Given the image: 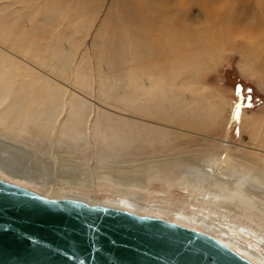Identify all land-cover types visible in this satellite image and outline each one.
Listing matches in <instances>:
<instances>
[{
  "label": "rangeland",
  "instance_id": "1",
  "mask_svg": "<svg viewBox=\"0 0 264 264\" xmlns=\"http://www.w3.org/2000/svg\"><path fill=\"white\" fill-rule=\"evenodd\" d=\"M54 1L0 0V50L9 59L16 60V66L11 69H20L23 77L33 75L39 81L46 78L53 81L57 88L67 90L66 98L69 96L68 99L72 100L71 106L75 110L83 109L86 113L85 126L83 124L80 129L83 141L75 140V112L69 119L63 114L66 111H63L53 126V129H59L56 132L57 139L34 143L20 138L21 142L19 137L11 139L0 134V167L8 173L5 178L14 177L22 180L23 184L30 181L25 185L49 196L73 195L90 202H110L118 194L125 195L139 203L136 204L144 214L163 215L170 221L177 220L197 228L210 226L218 232L225 230L224 233L231 236H246L251 244L258 246L256 249L263 251L264 240L257 238L253 231L238 227V223H250L256 228L258 226L244 216L241 217L237 211L251 213L255 210L253 214L259 217L257 221L261 223H264V213H259L255 208L249 209L251 206L245 208L242 205L244 208H239L233 204H230L233 209L229 210L219 202L210 201L203 192L185 183L193 181L199 173L203 176L213 174L209 176L212 180L222 177L232 181L235 172L231 173V169L223 170L225 174L230 173L227 175L217 173L218 169L222 170L227 164L224 160L226 156L239 158L236 161L242 167L250 164L249 167L261 165L258 172L264 169V0H225L229 5L235 3L229 20L249 26L255 32L254 36L258 38L257 50L251 44L250 33L246 37L243 35V38L234 35L222 37L218 29L220 36H213L207 29L213 25L205 22L203 14L197 16L199 22L183 20L178 25L180 16L176 8L179 3L175 4L172 10L173 21L169 23L167 20L163 28H171L172 38L182 42L175 50L168 51L163 34L161 39L158 30L150 34L139 57L134 61L130 56L127 57L125 64H131V71L123 69L122 65L118 67L127 85L117 89V94L112 95L111 100L110 96L106 98L109 80L98 70L99 51L95 44L101 28L103 32L106 31L102 37L107 36L109 27L103 29L105 21L110 18L111 26L114 15L122 8L121 0H58L57 19L42 20L39 11L35 12L39 15L35 19L29 16L28 13L43 5H51ZM194 9L202 12L199 7ZM202 45L208 48L204 62L211 60V68L205 67L194 77L196 66H193L190 73L185 75L183 63L192 59L185 55L184 48L188 50L194 47L195 51ZM64 47L69 48V57L74 60V73L70 81L56 76L46 65V57ZM149 65L154 66L155 71L147 75ZM139 76L141 78L138 80ZM167 76L171 77L173 87L182 78L188 77L190 81L187 87L178 88L207 99L203 107L209 114L204 117L203 130L178 127L158 117L148 116V112L158 113L159 117L165 113L163 95L173 92V88L164 83ZM209 92L218 97L215 99ZM219 99L223 102L222 108L214 104ZM50 100V97L47 98L46 103ZM193 103L199 104L196 101ZM111 117L116 118L118 124L107 128L106 122ZM96 122L100 124L98 131L94 127ZM106 128L111 132L112 141L106 139ZM154 129L159 130L160 138H167L164 140H168V137L161 131L163 129L174 130L183 136L175 139L176 149L174 147L166 153L152 154L142 144L143 141L148 145L154 143L155 137L151 132ZM96 132L99 134L97 137L94 136ZM58 139H66L71 143L65 144ZM118 139L125 141L124 145ZM171 154L180 158L172 178L165 180L153 176L159 156L165 158ZM139 160L143 162L140 164ZM145 166H150L152 170L141 180L135 176L139 174V170H136L140 167L141 171ZM254 171L250 169V173ZM256 183V188L251 182L246 183L244 189L249 191L247 195L258 201L255 203L264 207V184Z\"/></svg>",
  "mask_w": 264,
  "mask_h": 264
},
{
  "label": "bare ground",
  "instance_id": "2",
  "mask_svg": "<svg viewBox=\"0 0 264 264\" xmlns=\"http://www.w3.org/2000/svg\"><path fill=\"white\" fill-rule=\"evenodd\" d=\"M50 1H54V0H50ZM57 2L58 0L52 2L51 5H43L41 8L37 9L36 11H33L32 13H28V14L31 18L35 19V16L36 17L39 16L36 15L35 12L39 11L40 16H42V20L47 19L48 21H51L53 19H57L58 18L57 8H59V3H60ZM55 3L57 4L55 5ZM177 3H179V5L176 8V13L178 14L179 12V16H180L178 25L183 20L189 22H194V21L199 22L197 16L203 14L205 16V22H208L213 25L212 28H210L211 25L208 28L206 27L207 29H209V33L210 34L212 33L213 36H220V34H218L219 32L217 31L218 29L222 32L221 33L222 37L225 35L228 36L234 35L235 37L241 36L243 38L244 36L246 37V35L250 33V39L252 40L251 44L253 48H256L257 50L256 42L258 38L257 39L255 38L254 35L256 34L252 30V28L249 26H244L233 19L232 22L229 20V14H231L230 12L232 11V8L235 4L234 2L229 5L228 3L225 2V0H121L122 8L119 10V12H117L114 15L111 26H110V22H111L110 18L108 21H105V27H103V29L107 30V28L109 27V29L107 30L108 32L107 36L102 37L106 32V31L103 32L102 28L96 35L97 40L95 46L98 47V51H99V58L97 59L98 70L109 80L107 86L108 89L106 91V98L107 97L109 98L110 96V100H111L112 95L115 96V94H117V89L126 87L127 80L124 74L122 73V71L118 70V67L122 65L123 69L126 68L129 69V71H131V64L129 63L125 64L127 57L130 56L132 61L136 60L145 46L146 39L154 31L156 30L159 31L160 39L162 38L161 35L162 34L164 35L165 37L164 44L168 51L175 50L178 47V44L182 42V40L180 41V39L176 41L174 38H172L171 34L173 33V31L171 30V28H163L167 20L169 21V23H172L174 18L172 10L174 9V5ZM221 3H224V5ZM220 6H222V8ZM194 7L201 8L202 9L201 11L203 13L195 10ZM247 21H245V23L248 24L249 22ZM227 25H231L232 27L227 28L226 27ZM200 30L202 29L200 28ZM202 46L203 47H200L198 50L196 48L195 51H193L194 47H191L192 49H188V50L187 48H184L186 49L185 55L192 59V61L185 60L183 63L185 75H188L190 73L193 66H196L195 72L193 74L194 77H197L199 71L203 70L205 67L211 68L212 66L211 60L207 63L204 62L205 57H207L208 48H206L205 45ZM64 48L52 55L50 54L49 57H46L47 59L46 65L48 68H51V71L56 76L64 77L66 80L70 81L74 73L72 71L74 66V65L72 66V64L74 60L73 58L69 57V55L71 54L69 48H65V49ZM42 58H44L42 60L45 61V57L42 56ZM12 66H16V60L9 59L8 56L2 50H0V134L4 136H9L11 137V139L12 138L15 139L18 137L19 139L23 138L24 140H29L34 143L35 142L39 143L45 140L48 141L54 140L55 138L57 139L56 134L58 133L59 129H53V126L55 123L57 124V120L60 117V115H62L63 111H66V114L65 113L63 114L66 117H69V119L73 117V113L75 112L77 116L76 120H74V126L76 127V134H77V138L75 140L76 142L79 139L82 140L81 134L83 132H80V129L81 127H83V124L85 122L86 113L83 111V109L81 111L75 110V108L71 106L72 103H70V101L72 100L68 99L69 96L68 98H66L67 90L64 89L65 90L64 91L62 89L57 88L53 81H48L46 78H44V81H39L33 75H28L27 78L23 77L21 75L20 69L18 70L11 69ZM154 71H155V67L149 65L147 67L146 74L150 75L154 73ZM140 78L141 77L139 76L138 80ZM189 81L190 80L188 77H184L181 79V81L178 84H175L173 87V82L171 77L167 76L164 83L168 87L173 88V92H169L163 95L162 104L165 108V113L163 114L162 117H159V115H157L158 113L154 114L153 112H148L147 113L148 116L158 117L160 120L174 123L178 127L203 130L202 128L204 127V117H206L207 114H209V112L206 111V109L203 107L206 106L207 99L202 96H197L195 95V93L192 94L190 92L188 93L183 92L180 88H178V87H187ZM174 88H177V90L175 91ZM210 94L211 96H214L215 99L218 97L217 94L213 95L212 93L209 92V95ZM157 95L159 94H156V96ZM49 97L51 100L48 103H46V99ZM214 98L213 101L215 100ZM192 100L196 101L199 104L193 103ZM214 104L216 106H220V108H222L223 106V102L221 99L217 100ZM97 122L94 127L95 130L98 131L100 130L99 127L100 124H98ZM117 122L118 121H116V118L111 117L110 121L106 122L107 124L106 127L108 126L107 128H109L110 126H114L118 124ZM106 131H107L105 134L106 139L112 141L110 130L107 129ZM161 131L167 135L168 140H164L166 138L165 136H162V138L158 136L159 130L157 129L151 130L152 136L155 137L153 138L154 143L148 145L146 142L143 141L142 144L143 148L148 153L161 154L163 152L166 153V151L167 152L172 151L173 150L172 148L175 147L176 149L175 139H181V137L183 136V134L170 129L168 130L163 129ZM98 135H99L98 132L94 134L95 137H97ZM116 138H118V136H116ZM58 140H60V142L62 143L69 145L71 143L68 142L66 139L62 141L61 139ZM118 141L119 143H122V145H124L125 141L122 142L119 139ZM116 143L118 144V142ZM83 144L85 143L83 142ZM25 145H27V143H25ZM204 152H208V151L205 150ZM160 157L161 156H159V159ZM161 158H162L161 160L159 159L157 160L159 164L157 163V165L155 166V172H152V174L153 176L162 177L165 178V180H170L172 178L171 176L174 174L173 172L177 168V164L180 162L179 161L180 158L172 154L168 157L166 156L165 158L163 157ZM216 158H219V156H216ZM237 159L226 156L224 160L226 161L227 164L223 166L222 170L219 169L218 171L216 170L218 174L227 175L230 173L225 174L223 170L227 168H229V170L231 169L230 170L232 171L231 173L235 172L234 174H232L234 175L233 176L234 178L232 177L233 178L232 181L228 179L224 180V178L222 177L218 178L217 180H212L209 176L210 175L212 176L213 174H209V175L205 174L206 176H203L202 173L201 174L199 173L196 175V178L192 179L193 181L189 180L187 182L188 184L185 183V185L186 186L190 185V187L192 186L193 188H197L199 191L203 192L205 196H208L210 201L219 202L229 210L233 209V205L239 208L242 205H244L245 208L246 206H251L249 207V209L255 208L256 210H258L259 213L262 214L264 213L263 205L261 206L258 205V203H255L256 199L254 197H252L251 195H247V192L249 191L244 189V185L246 183L253 182L254 187L256 188L257 187L256 182L259 183L263 182L264 184V169L263 168L259 169L258 172V167L259 166L261 167V165L259 166L253 165L249 167L250 166L249 164L247 165L248 167H242L238 165L236 161ZM144 160L146 159L144 158ZM139 162L141 164L143 160L142 161L139 160ZM241 163L246 164L245 162H241ZM262 163L263 162H261V164ZM140 167H138V169L136 170L137 172L139 170V174L136 172L137 175L135 176L142 180L141 177L148 175L149 172H151L152 168L150 166H145L140 171L139 169ZM249 168L252 171L255 170L257 172L254 171V173L252 174L250 173ZM126 169H128V167ZM128 171L129 170H127L126 173H128ZM6 174H8L7 171L4 170L1 166L0 179L26 187L44 197L72 198L87 202L89 204H99L113 208L124 209L139 215L160 217L170 221L168 218L164 217L163 215L156 214L157 215L156 216L155 214L154 215L144 214L140 212L139 209L141 207L138 208L137 206V204L139 203L136 202L137 203L136 204L133 199L125 195L118 194V197L111 198L109 200L110 202H100V201L90 202L86 199L73 195L49 196L45 193L34 190L32 186L31 187L26 186L25 184L29 183L30 181L29 182L26 181V183L23 184L22 180H17L14 177L5 178ZM150 176H152L151 173ZM199 187L203 189L201 188L199 189ZM254 211L255 210H253V212L251 213H249L250 211L249 212L246 211V213H244L242 210L241 211L239 210L237 211V213L239 212L241 214V217L244 216L245 219L253 221V223L255 222L254 224H256V226H258V228H260L264 232V223L257 221L258 220L257 218L259 217L253 214ZM234 212L236 211L234 210ZM174 222L186 227L199 230L203 233H206L214 237L215 239L224 243L225 245H227L228 247H230L231 249H233L234 251H236L237 253H239L240 255H242L243 257H245L254 264H264V250L260 251L259 249H256L258 246L251 244L250 239L247 238L246 236H241V235L239 237L235 235L231 236L230 234L224 233L225 230L218 232L219 230L216 229L213 230V228L210 226L209 227L206 226L205 228L202 226H198L197 228L177 220H174ZM249 224L245 225V223L244 224L238 223V227L243 229H248L249 231H253L254 233H256L257 238L259 237V239L264 240V233H261V231L259 232L258 228ZM206 228H209V230H207Z\"/></svg>",
  "mask_w": 264,
  "mask_h": 264
},
{
  "label": "water",
  "instance_id": "3",
  "mask_svg": "<svg viewBox=\"0 0 264 264\" xmlns=\"http://www.w3.org/2000/svg\"><path fill=\"white\" fill-rule=\"evenodd\" d=\"M0 264H254L199 230L0 179Z\"/></svg>",
  "mask_w": 264,
  "mask_h": 264
},
{
  "label": "snow or ice",
  "instance_id": "4",
  "mask_svg": "<svg viewBox=\"0 0 264 264\" xmlns=\"http://www.w3.org/2000/svg\"><path fill=\"white\" fill-rule=\"evenodd\" d=\"M237 111H239V109H237Z\"/></svg>",
  "mask_w": 264,
  "mask_h": 264
}]
</instances>
